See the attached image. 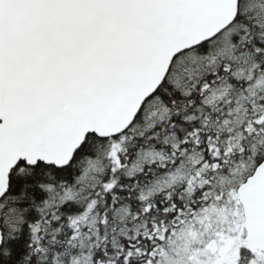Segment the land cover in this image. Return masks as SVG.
I'll list each match as a JSON object with an SVG mask.
<instances>
[{"label":"snow or ice","instance_id":"snow-or-ice-1","mask_svg":"<svg viewBox=\"0 0 264 264\" xmlns=\"http://www.w3.org/2000/svg\"><path fill=\"white\" fill-rule=\"evenodd\" d=\"M0 264H264V0H0Z\"/></svg>","mask_w":264,"mask_h":264}]
</instances>
